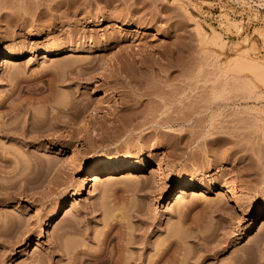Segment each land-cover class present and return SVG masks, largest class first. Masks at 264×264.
Listing matches in <instances>:
<instances>
[{
	"label": "rangeland",
	"instance_id": "1",
	"mask_svg": "<svg viewBox=\"0 0 264 264\" xmlns=\"http://www.w3.org/2000/svg\"><path fill=\"white\" fill-rule=\"evenodd\" d=\"M0 127V264H264V0H0Z\"/></svg>",
	"mask_w": 264,
	"mask_h": 264
},
{
	"label": "bare ground",
	"instance_id": "2",
	"mask_svg": "<svg viewBox=\"0 0 264 264\" xmlns=\"http://www.w3.org/2000/svg\"><path fill=\"white\" fill-rule=\"evenodd\" d=\"M213 41L220 45V43L222 42V39H221V37L219 35L214 34ZM14 56L15 55H9V57L4 58L2 65L6 66V67H9V66L13 65V61H14L13 57ZM118 74H121V73H118ZM119 76H121V78L124 79V80H122L124 82H127V83H131L132 82L131 81L132 80L131 77L130 78L128 76H126V77L124 76L123 77L122 75H119ZM114 78L117 79L116 77H114ZM128 79H130V80H128ZM117 80L119 82L121 81V80H119V78ZM116 83L118 84L117 81H116ZM1 127H2V125H1ZM1 127H0V129H3ZM3 130L5 131V128ZM9 131H10V129H9ZM146 169H147V162H145V161L141 165L137 164V162H130V163L127 162L125 164L109 165V166L104 167V168H102V169H100L98 171H95L94 173H92L89 176H85L84 179L86 180V182L92 183L94 187H98V186H100L101 184H103L105 182H111L112 180H115L117 178H121L123 176H124V178H128V177H131V176L133 177L137 173L138 174L139 173H144L146 171ZM165 172H166V168L161 162L156 163L153 167L150 168V175H159V176H161V182H164L166 184L168 181H167V178L165 177ZM177 191H178L177 200L183 199L187 195L201 197V196H204L207 193V191H205V189L201 190V191H197V190L193 189V187L189 186L185 182L181 183L178 186V190ZM224 191H225V195L233 202L235 208L239 212H241L244 217L253 216L252 227H254L256 225L257 226L261 225V227L264 229V218L260 219L259 215H256V214L252 215L251 212L249 213L247 211L246 202L241 197L238 196L237 192L233 188L225 187ZM199 192H201V193H199ZM107 237H106V239H104L102 241L103 246H105V247L108 245V243L110 241ZM260 241L261 240H259L258 242H260ZM259 244L261 245V243H259ZM257 245H258V243H257ZM112 259H110V258L109 259H105V258L103 259L102 257H100L97 260H99L98 264H118L115 259L114 260H112ZM87 261H88L87 259L77 258V259L74 260L73 264H87Z\"/></svg>",
	"mask_w": 264,
	"mask_h": 264
}]
</instances>
